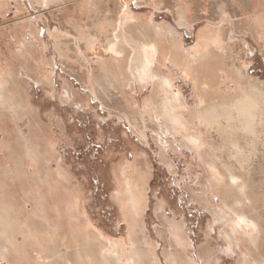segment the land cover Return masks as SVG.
<instances>
[{"label":"rangeland","instance_id":"374dc122","mask_svg":"<svg viewBox=\"0 0 264 264\" xmlns=\"http://www.w3.org/2000/svg\"><path fill=\"white\" fill-rule=\"evenodd\" d=\"M42 1L6 0L0 8V67L20 80L10 92L21 99V118L0 110V195L20 223L8 234L24 249L26 263L35 256L40 264H83L67 245L65 226L75 218L90 237L94 264H264V132L256 140L237 114L216 110L202 139L213 154H199L162 115L150 116L146 100L155 84L138 83L128 50H112L115 31L101 32L96 20L106 12L115 23L129 17L126 32L136 43L141 28L150 41L154 28L172 29L170 39L191 51L198 73L203 67L193 47L212 30L222 41L215 56L236 75L228 87L246 86L259 99L255 113L264 114V0H111L98 16L86 11L91 0ZM117 55L129 58L128 75L119 76L129 101L108 75ZM169 58L161 73L187 109L198 110L195 80ZM26 135L42 154H33ZM228 142L243 150H224ZM230 168L246 183L245 193L230 186ZM128 177L144 195L141 216L126 207ZM74 202L81 204V219ZM239 213L259 223V231L239 228L231 237ZM4 246L0 239L1 252ZM1 252L0 264H17Z\"/></svg>","mask_w":264,"mask_h":264},{"label":"bare ground","instance_id":"6f19581e","mask_svg":"<svg viewBox=\"0 0 264 264\" xmlns=\"http://www.w3.org/2000/svg\"><path fill=\"white\" fill-rule=\"evenodd\" d=\"M110 3L111 0H91L86 4V11L92 13L95 16H98L102 13V10H109L111 6ZM5 4L6 0H0V8H4ZM102 5L104 7H102ZM107 13L108 12H106L105 16H101L96 20H98V23L100 25L99 29L101 32H106L107 30L115 31L112 34L115 40V45L113 46V49H111L118 54L121 52L124 53L125 50H128L127 54L130 56V59H127H129L131 64L130 70L136 75V78L139 80V84L140 81L148 82L149 79H152L153 83L155 84L154 91L146 100V102L148 103L146 105L150 106V110L148 109L150 112V116L154 113V111L158 113H155L156 115H162L165 121L170 123V125L172 123L177 130L181 131L184 134L191 146L198 149L199 154H213L212 152L209 153L207 150L208 142H205L202 139H204L205 136L203 135V133H205L206 130L211 131V129L213 128V125L211 124L209 119L211 117V114L216 110L228 114L234 112L240 118V122H242L241 126L244 130L249 131L256 140L262 136L264 132V118L262 116H264V114H259V112L255 113V110H261L260 103L258 101L259 99H254L251 95L249 96L246 92V86L243 87L238 82L237 86H235L234 91H232L228 87L229 80L235 79L236 75L227 73L225 69L226 67H224L223 65L225 64L223 63L224 61L220 60L221 58L215 56V49H219L222 47V41L219 35H215L212 30L207 29L205 32H203L202 37L193 47V56L198 57L197 63L201 64V66L203 67V71L199 72V74L198 72H196V65L194 60H192V58L190 57L191 51L189 53L185 51V47L182 44L183 42H175V36L173 37L174 40L170 39L175 34L173 33L172 29L165 31L167 33H163L158 27L154 28V30L152 31L154 39L153 41H150L147 31L144 30V28H141L142 31L137 35L139 37L138 42L140 43H136L134 41L135 37L132 35V33L129 34L126 32V27L132 25L129 22L130 18L127 17L121 23H115ZM141 25L144 27V23H141ZM259 30L260 29H258V31ZM129 41L133 44V46L131 48H126L125 45ZM168 57H170L169 59H174L175 62L180 65L181 69L184 70L183 72L190 76L191 79L195 80V86L198 91V100L201 103V106L198 110H195L193 108L187 109V105L185 104V101L181 94L179 92H174V90L170 88L171 80L169 76L161 73V71H163L162 66L164 65L165 59H167ZM127 59H121L118 57V55L116 57H113L112 60L116 62V71L114 73L112 71L108 72V75H110L111 78L115 79L119 91L123 94L122 96H124V99H126L127 97L124 95L125 93L122 85L123 81H120L119 76L122 75L123 77V74L128 75L127 65L125 64V61ZM222 70H225V72L223 71V74H221ZM18 82L20 83V80H18L16 76L11 75L8 77V67L6 65L0 67V110H11L14 117H17L16 120L19 119V117L21 118L20 113H18L19 110H17L19 108L18 102L16 101L19 99L20 103L21 99L17 94L11 93L10 90L14 86V84H17ZM142 82L141 84H143ZM147 82L146 84H150ZM259 90L260 88H258L257 90L258 93H260ZM24 104V101H22L21 106L25 109ZM203 126L205 127L204 129L202 128ZM235 128L236 127L234 124H232V126L229 125L228 131L232 133ZM24 140L29 144L33 154H42L40 153L42 152L41 149H39L40 152H38V147L36 148L33 145V142L32 140H30L29 136L26 135ZM4 147L8 149V145H4ZM36 149L37 152L35 151ZM218 149L219 148L217 146L213 148V150L217 152ZM223 149H237L239 151L243 150L241 146L237 144V142H228L227 145H223ZM255 149L256 147L254 146V150ZM217 179L218 181H221L219 177H217ZM228 180L230 186L234 187V189L240 187L243 190L242 193H245V188L247 186L246 183H242V180L240 179V177H238L236 171L231 168L229 170ZM126 185L125 186L128 190L130 198L129 205L126 207L130 208L129 211H131L132 214L141 216L143 210L142 208L145 204L144 195L143 197H140V195H138L139 189H135L134 186L139 185L136 184L130 177L126 179ZM243 195L244 194H240V196ZM240 196H236V198L241 199ZM8 203L9 202L6 194L0 195V239L5 240V248L2 250L3 252H0L6 257H8L9 255H14L15 257L13 259L17 264H40L37 258L35 259V256H32L31 261H28L26 263L25 258L23 257L24 249L18 246L16 238L15 236H13V234H8V231L16 233V231L18 230V226L20 225L18 220H14L11 218L10 214L12 213V205ZM69 204H72L71 207L76 209L75 211L79 213L80 217L81 204L76 202ZM123 204L124 203H122V205ZM77 219L79 220V218ZM74 220L76 219L74 218ZM74 220H68L66 225L67 227L65 226V229L70 236L68 238L67 245H70L75 249L74 254L78 255L76 256V258L81 259L83 264H94L97 261L96 258L94 259L92 256H90L91 253L89 247L91 246V241L90 237L87 234V230L85 229V226H82L81 224H79V222ZM233 221L234 222L231 226L232 230H230L232 232L230 233L231 237H236L235 235H237L239 228L247 227V229L251 233H254L257 230L259 231L260 228L259 223H257L254 219H251L247 214L239 213L237 218H234ZM100 236L106 239V235L104 233H101ZM33 239H35V241H33L35 245L37 247H40L41 241H39V239L37 240V238ZM9 245L11 248L8 247ZM54 252H57V250H54ZM54 252L52 251V255H54ZM45 253L47 254L49 253V251ZM115 258L119 260L120 256L117 255L115 256ZM248 264L254 263L248 262ZM255 264L261 263L256 261Z\"/></svg>","mask_w":264,"mask_h":264}]
</instances>
